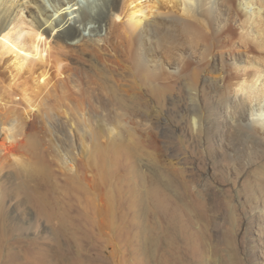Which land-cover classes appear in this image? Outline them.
I'll list each match as a JSON object with an SVG mask.
<instances>
[{"label":"rangeland","instance_id":"1","mask_svg":"<svg viewBox=\"0 0 264 264\" xmlns=\"http://www.w3.org/2000/svg\"><path fill=\"white\" fill-rule=\"evenodd\" d=\"M6 58L0 88L11 82ZM86 59L63 64L80 61L108 94L99 99V114L89 115L88 131L58 116L52 97L28 111L20 98L24 82L13 85L16 99L4 95L0 102V111L13 110L22 124L17 141L0 151V264H27L28 256L34 264H117L110 242L118 245L119 264H138L129 245L141 240L132 237L159 218L137 214L133 200L151 190L157 169L181 193L199 232L197 255H184L183 264H264V136L242 120L228 125L227 114L233 120L241 113L233 94L195 65L175 78L127 86L106 80L108 72ZM60 155L73 159L75 174Z\"/></svg>","mask_w":264,"mask_h":264},{"label":"bare ground","instance_id":"2","mask_svg":"<svg viewBox=\"0 0 264 264\" xmlns=\"http://www.w3.org/2000/svg\"><path fill=\"white\" fill-rule=\"evenodd\" d=\"M3 58L12 71L11 82L1 85L0 102L4 95L16 99L13 85L24 82L20 98L28 111H39V105L52 97L56 114L85 132L91 128L89 115L99 114V99L108 94L80 61L67 65L64 60L93 59L108 72L106 80L127 86L162 76L175 78L195 65L219 79L241 106L240 118L234 113L232 120L227 114L228 125L242 120L253 133L264 136V0H0V62ZM190 125L194 130L200 126L194 116ZM21 129L18 116L5 106L0 111V151L17 141ZM219 136L222 141L223 134ZM60 161L75 174L72 158L63 155ZM154 174L151 190L136 196L133 206H139L137 214L145 219L157 215L158 224H143L139 239L140 232H135L132 238L139 244L141 240L140 245H129L126 237L119 239L129 245L138 264L144 260L183 264L184 255H197L199 232L191 227L181 193L158 169ZM184 195L192 194L185 189ZM192 201L193 208L200 207ZM110 244L119 264L114 250L118 245ZM25 261L35 263L29 256Z\"/></svg>","mask_w":264,"mask_h":264}]
</instances>
